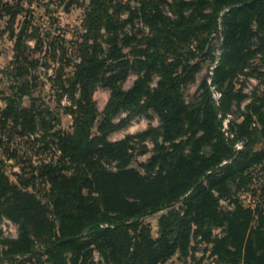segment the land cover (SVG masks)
Returning a JSON list of instances; mask_svg holds the SVG:
<instances>
[{"label":"trees","instance_id":"trees-1","mask_svg":"<svg viewBox=\"0 0 264 264\" xmlns=\"http://www.w3.org/2000/svg\"><path fill=\"white\" fill-rule=\"evenodd\" d=\"M20 13L19 5L0 0V20L9 17L15 40L0 89V222L18 226L15 239L0 231V264H165L178 253L189 256L193 235L210 247L213 264H264V205L252 210L235 200L231 211L220 206L247 189L251 170L264 165V150L256 147L264 139V96L248 106L242 122L229 123L233 138L223 133L233 103L244 99L236 78L264 56V0H90L84 33L70 50L64 38L47 35L32 37L30 47L27 23L14 30ZM218 39L222 55L212 85L221 103L214 104L205 80L201 101L189 105L183 88L200 70L198 59L215 61ZM49 58L73 64L69 76L61 69L45 73L59 98L71 100V133L52 134V114L38 106L37 72ZM131 74L137 78L126 89ZM99 85L111 97L94 136ZM121 112L129 115L115 124ZM149 112L159 115L161 128L144 134L154 135L155 153L141 172L129 168L136 137L111 142L109 136ZM36 132L30 146L49 137L47 150L52 142L58 162H42L41 147L32 155L16 143ZM237 142L245 143L241 151ZM4 156L40 168L51 184L47 202L35 184L20 188L6 176ZM105 163H115L116 171ZM159 213L154 238L145 219Z\"/></svg>","mask_w":264,"mask_h":264},{"label":"rangeland","instance_id":"rangeland-1","mask_svg":"<svg viewBox=\"0 0 264 264\" xmlns=\"http://www.w3.org/2000/svg\"><path fill=\"white\" fill-rule=\"evenodd\" d=\"M2 2L11 6L19 5L21 13L14 25V30L17 33L20 32L23 24L27 23V33L29 35V41L27 44L30 47L35 45L36 39H39L38 37L47 35L50 39L58 37L64 38L67 42V47L70 50L73 46L72 42L76 41L78 37L84 33L82 27L84 10L90 0H2ZM8 20V16H5L4 19L0 20V81H4V83L0 85V89L2 90H5L7 85V76L3 71L14 58L15 40L11 36V30L7 29ZM32 37H36V39H31ZM212 45L217 46H215L216 49L214 50L215 61H211V59H198L197 61L200 63V70L195 74L194 80L188 82L183 88L185 102L189 105L201 101V95L203 93L201 86L205 80H207L210 87L214 104L218 107L221 103L222 94L212 85V77L222 55L220 40H213ZM40 67V70L37 72L38 76H40L37 88H41L42 95L38 96V93L36 94V97H40L38 106L52 114L53 121H51V125L54 128V130H52L53 132H51L52 134L59 130L63 133H71L73 130V117L69 115V110H67L73 107L71 100L69 99L68 94H63V98H59L57 90H55L54 86L47 79L45 73L48 74V76H52L54 70L58 71V69H61V75L69 76L73 72V64L68 62L67 65L66 59L59 62L49 58L45 66L42 62ZM136 78V75L131 74L125 81L124 87L126 89L131 88ZM63 79L65 80L66 77ZM158 80L159 78L157 76L153 78L151 84L152 87L156 86ZM234 85L236 91H241L244 99L240 103L234 102L232 105V111L228 113L227 117L223 120V133L229 138L234 137L229 133V123L231 121L242 122L247 114L248 106L253 105L260 97L264 96V56L258 54L252 62V66L246 69L242 74L238 75ZM5 95H7V92H5ZM110 97L111 91L102 85H99L94 92L93 99L96 102L99 113V117L92 131L94 136L98 135L97 130L102 119L101 114L108 104ZM1 100L2 98H0V108L4 105ZM42 103L44 105H42ZM128 115V112H121L113 121L117 124L121 119L126 118ZM225 123L227 125H225ZM160 126L161 120L159 115L154 112H149L132 118L128 124L110 134L109 139L111 142H118L126 137H136L131 142L133 148L132 161L129 168H134L143 172L141 165H146L155 153L154 135L146 136L144 134L148 133L151 129H156L160 132ZM36 134H38V132L35 134H29L25 138H18L16 143L20 144L21 142H24L20 144V147H24V150H20L25 151L27 149L26 151H35L32 153L33 155L41 147L38 155L42 162L48 164L52 159L58 162L60 154L57 151H54L55 148H53V146L55 145L52 144V142L47 150L46 145L49 142V137L40 141V145L36 146L35 149L30 146V143H32L37 137ZM159 140L162 141L161 137ZM236 145H240L241 149L236 150ZM236 145L235 150L241 151L244 148L245 143L237 142ZM256 147L258 150H264V139L258 143ZM50 148L51 151H49ZM205 150L210 149L206 148ZM8 157L9 156H4L3 158L6 176L8 175L10 180L20 188H23L21 183H29V185L35 184L40 191L39 197L47 202L48 191L51 188V184L48 181V178L41 175L42 171L40 168L35 167L34 165L30 167L29 162L23 164L21 159L17 158L15 160L14 158ZM116 167L117 165L115 163L104 164V168L108 171H116ZM70 173V171H65L66 175H69ZM251 173L252 180L247 189L237 191L235 198H232L231 200L221 199L220 206L223 210L231 211L234 209L232 202H235V200L241 201L246 208L252 210L256 209L257 205H261V203L264 205L261 191L264 188V165L254 167L251 170ZM24 190L33 193L32 187H27ZM161 215L162 213H159L145 219V223L152 229V235L154 238H158V221ZM4 220L10 221L9 219L3 218L0 222L2 237L5 239H15L18 236V226L10 221V225H7L6 230H4L2 228ZM217 233L222 236V232L220 233V231H217ZM193 236L190 245V250H192L189 256L178 253L165 264H192L193 260L195 263H198L201 260L202 264H213L214 261L211 258L210 247L205 244H199L198 242H200L201 239ZM94 257L97 262L100 261V257L97 253L94 254Z\"/></svg>","mask_w":264,"mask_h":264},{"label":"built area","instance_id":"built-area-1","mask_svg":"<svg viewBox=\"0 0 264 264\" xmlns=\"http://www.w3.org/2000/svg\"><path fill=\"white\" fill-rule=\"evenodd\" d=\"M225 125H227V124L225 123ZM240 149H241L240 145H236V150H240ZM7 225H10V221H8V220H4V222H3V224H2V228H3L4 230H6Z\"/></svg>","mask_w":264,"mask_h":264}]
</instances>
